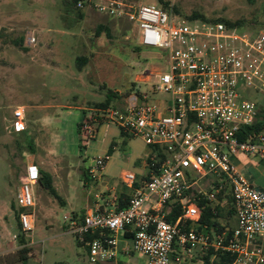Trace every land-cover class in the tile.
Masks as SVG:
<instances>
[{
	"label": "built area",
	"instance_id": "2783aa9c",
	"mask_svg": "<svg viewBox=\"0 0 264 264\" xmlns=\"http://www.w3.org/2000/svg\"><path fill=\"white\" fill-rule=\"evenodd\" d=\"M86 5L110 17L127 16L138 28L141 46L166 52L167 69L159 73L151 91L164 92L168 98L156 101L148 92L133 93L124 109L107 108L83 120V138L90 143L96 137V121H113L147 145L162 148L166 156L157 172L150 168L151 176L141 186H136L134 172L123 171L122 181L133 189L126 207H93L82 219L70 217L68 232L88 246L93 264L116 259L119 235L128 231L132 244L126 252L143 254L146 264H174L177 241L182 248L177 260L181 255L191 258L202 246L234 253L232 264H264V189L251 183L241 165L242 156L264 159V122L257 130H246L264 120V103L242 92L247 87L264 94V31L253 34L222 21L179 19L173 10L154 4L79 0L76 6ZM29 42L36 38L30 36ZM14 114L23 119L24 108ZM18 121L23 125L24 120ZM110 157L109 153L97 156L91 173L103 171ZM150 159L156 166L157 153ZM209 176L220 182L213 192L192 191ZM40 178L36 163H29L20 177L17 204L23 232L35 227L34 187ZM225 185L237 211L233 229L207 233L179 226L200 219L202 208L196 197L216 200ZM174 203L180 205L181 216L172 223L167 215ZM92 234L97 236L89 238Z\"/></svg>",
	"mask_w": 264,
	"mask_h": 264
},
{
	"label": "rangeland",
	"instance_id": "374dc122",
	"mask_svg": "<svg viewBox=\"0 0 264 264\" xmlns=\"http://www.w3.org/2000/svg\"><path fill=\"white\" fill-rule=\"evenodd\" d=\"M125 1L161 6L158 0ZM169 1L179 19L189 20L199 12L213 20L240 21L241 32L264 31V0ZM30 36L35 43L29 42ZM167 65L163 49L139 44L138 28L127 16L109 17L87 5L77 8L71 0H0V264H21L19 238L24 232L16 217L17 193L30 155L43 162L63 202L41 181L35 185V227L24 234L29 264H93L87 246L68 232L70 217L84 214L87 200L95 199L100 190L84 171L95 167V158L105 153L115 136L117 149L110 164L116 175L139 170L126 158L145 157L151 147L140 136L124 141L113 121L106 123L107 132L101 126L97 138L87 143L79 125L107 108L124 109L138 88L148 92L151 100L168 98L164 92L151 91ZM111 92L116 95L109 106L100 107ZM242 92L264 103L262 92L247 87ZM19 105L33 120L23 125L11 120ZM246 168L253 184L264 189V159ZM215 180L214 176L199 180L193 192H213ZM175 246V264H196L194 256L207 251L199 246L193 257L181 255L177 260L181 246L178 241ZM141 256L135 252L125 264H138Z\"/></svg>",
	"mask_w": 264,
	"mask_h": 264
},
{
	"label": "trees",
	"instance_id": "16d2710c",
	"mask_svg": "<svg viewBox=\"0 0 264 264\" xmlns=\"http://www.w3.org/2000/svg\"><path fill=\"white\" fill-rule=\"evenodd\" d=\"M78 1L79 0H71L72 4L75 6L77 5ZM158 1L161 4L160 8L164 10H170L171 3L169 0H158ZM173 9L177 11L175 7H173ZM188 19L189 20L201 19V20L208 21V22L222 21L229 28H236V29H239V27L241 26L240 21H231V20H226V19L213 20V19L207 18L206 16H204L203 14H200L199 12H194L191 16H189ZM138 49L140 50V47H138ZM85 60L86 58H82V61H85ZM136 93L141 94V90L138 88ZM115 95L116 94L111 92L108 95L107 100L99 104V106L102 108L108 107L110 104V101ZM261 111L264 112V108H262ZM263 122L264 120H258L255 126L253 127L248 126L246 130L250 131L252 128L257 130L260 128ZM79 129H80V125H79ZM121 130H122V133L127 134V132L123 130L122 128ZM243 138H245V136H243ZM153 149H154V152L157 153V158H158V162L156 163V166L151 165L152 160L150 158H148L147 161L151 165L150 168H152L155 172H157L166 154L162 148L154 147ZM40 181L42 185L50 191L52 195H54L57 199H60V200L62 199L61 195L58 192V189L55 187L53 183L52 175L50 173L44 170H41ZM219 184H220L219 180L216 179L214 181L215 187H217V185ZM194 192L197 193L196 191ZM196 199L198 200V203L200 207L202 208V215L198 221H192V220L191 221L189 220L188 222L182 221L179 225L182 229H189L193 227L199 231H203L207 233H216L226 228H229L231 230L235 227V225L232 223V219L234 217H237V211H236V206L234 203V198L232 196L231 189L228 185H225V187H223L221 191L216 194V200H208L206 198H198V197H196ZM61 201L63 202V200ZM123 207H126V206L121 205L119 208H123ZM18 212L19 210H16L17 218H18ZM84 216L85 215H81L79 218L82 219L84 218ZM180 216H181L180 205L178 203H174L170 212L167 215V219L170 222L175 223ZM19 227L21 228L20 224H19ZM24 234H20V238H19V243L22 245L20 249V252L22 253L20 257L21 264H27V261H28L27 255L30 252V248L28 246V242ZM96 236L97 234H92V235H89V238H93ZM78 242L81 244H84L80 241ZM172 253L174 254V251ZM203 259H204V264H232L233 261L235 260V254L231 252H222L220 250L217 251L214 248L210 247L206 251V253L203 254Z\"/></svg>",
	"mask_w": 264,
	"mask_h": 264
},
{
	"label": "crops",
	"instance_id": "0c3cea01",
	"mask_svg": "<svg viewBox=\"0 0 264 264\" xmlns=\"http://www.w3.org/2000/svg\"><path fill=\"white\" fill-rule=\"evenodd\" d=\"M99 14H101V13H99ZM102 15H104V14H102ZM139 81L141 82V81H146V80L140 79ZM139 89L141 90V88H139ZM19 107L25 108V106L19 105L14 109V111ZM33 107L34 106H32V105L28 106V108H33ZM42 107H46V105H43ZM14 111H13V118L11 120H24L25 123H27L26 120H33V115L28 114L27 108L24 109V118L23 119H19V118L15 117ZM91 117H94V116L91 115L88 118H91ZM85 119H87V117ZM108 122H112V121H106V120L101 119V120L95 122V125L97 127V134H96L95 138H97L101 126L104 125V131L105 132L108 131L109 126L106 125V123H108ZM119 129H120V136H122V138H124V141H127V139H130V138L135 136V135H131L129 133L124 134V133H122V130L120 127H119ZM117 143H118V139L116 136L113 137V139L110 138L107 150L105 151L104 154L109 153L111 157H110V160L108 161V163L106 165V168L103 171H100L99 173H96V174H92L90 171V169L92 167H90L88 170H85L86 173L84 171L85 175L86 174L92 175L94 182L96 183L97 187H100V190L95 194V199L90 197L87 200V203H86L87 206L85 208V213L82 215H85L93 207H100L101 209L106 210V209L119 208L121 205L127 206L129 203L133 189L126 186L121 179V174L125 170L120 171L119 174L116 175L114 165L110 164L111 159L113 157V152L117 149ZM153 152H154V149H153V147H151L148 155L145 157L137 158V159L126 158L130 165L133 164L134 166L139 167V170L131 171V172H134L136 174V177H137L136 178V186H141L150 177L151 170H150V167L148 166L147 160H148V158H150L153 155ZM262 161H263V159L259 162V160H256L253 158H246L245 156H242V164L241 165L243 166L244 171L246 170V172H249L248 171L249 169L246 168V166L249 163H253V164L257 165V164H260ZM29 163H36L39 165L41 170H44V167L42 166L43 162L39 161L34 155H30L27 158L26 163L23 165L24 171H25V169ZM246 174L249 177L251 183L253 184V181H252L253 177L251 175H249L248 173H246ZM236 224H237V217H236L235 226H236ZM131 244H132V232L128 231L125 234L119 235V245H118L119 252H118L117 258L114 260L98 262L96 264H120V263L125 264L126 263L125 259L131 260L132 255L134 253V252L128 253L125 250L127 247L131 246ZM197 248L195 250H197ZM198 249L202 250L204 248L199 247ZM195 250H194L193 255H195ZM181 252H182V248H181V251L179 253L181 254ZM141 255H142L141 259L136 260L137 261L136 263L146 264V257L143 254H141ZM194 259L196 261V264H204V259H203L202 254H200V253H199V255L197 254V256H194ZM27 264H29V259L27 261Z\"/></svg>",
	"mask_w": 264,
	"mask_h": 264
}]
</instances>
